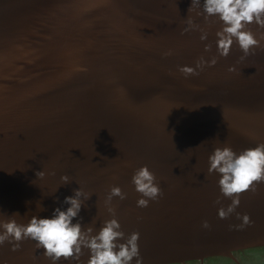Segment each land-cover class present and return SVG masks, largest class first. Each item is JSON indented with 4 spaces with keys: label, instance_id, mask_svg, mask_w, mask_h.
<instances>
[{
    "label": "water",
    "instance_id": "95a60500",
    "mask_svg": "<svg viewBox=\"0 0 264 264\" xmlns=\"http://www.w3.org/2000/svg\"><path fill=\"white\" fill-rule=\"evenodd\" d=\"M190 5L0 0V221L50 217L80 187L91 197L74 222L98 232L113 208L125 240L140 234L142 264L205 262L264 247V182L221 219L219 209L232 200L221 193L220 174L208 172L215 147L239 153L264 144V39L247 56L235 42L221 56L222 23L197 15L203 0L191 13ZM213 57L216 64L198 75L179 71ZM144 165L162 195L138 207L132 177ZM113 186L127 195L109 204ZM244 215L251 223L237 227ZM36 243L22 240L15 251L0 244V264H53ZM83 253L56 264H87L89 250Z\"/></svg>",
    "mask_w": 264,
    "mask_h": 264
},
{
    "label": "clouds",
    "instance_id": "9594fccd",
    "mask_svg": "<svg viewBox=\"0 0 264 264\" xmlns=\"http://www.w3.org/2000/svg\"><path fill=\"white\" fill-rule=\"evenodd\" d=\"M201 7V0H191L188 12L191 13ZM205 19L216 17L222 23L217 31V48L221 56H228L233 43H237L245 56L252 54L255 47H259L260 39L249 28L256 24L264 28V0H203L202 12ZM190 27L195 25L189 17ZM188 29H185L187 31ZM208 34L204 32L201 40H206ZM211 45H205V51H210ZM217 59L211 61L197 62L196 67L182 66L179 71L186 77L198 75L197 68L203 67L205 63L215 65ZM230 68L229 71H233ZM210 167L208 172L220 174L218 181L221 193L224 197L231 198L232 203L225 209L221 207L218 215L221 219L227 218L240 204V195L247 191H255V185L264 182V144L256 147L246 148L237 153L229 145L217 146L209 155ZM37 176L43 177V172H37ZM63 184L70 182L68 175L61 177ZM154 172L147 165L135 170L132 182L136 191L141 193L138 199V207H147L150 201L158 200L162 190L156 182ZM119 186L111 187L106 203L111 202L115 196L121 200L126 198ZM91 193H86L82 188L74 189V195L66 196L64 203L69 205L66 209L56 207L53 214L48 217L33 215L27 224H20L13 215L10 219L0 221V244L9 242L13 244V250L19 248V242L25 239L36 241V246L44 249V255L53 261L75 259L79 260L84 254L83 249L89 250L87 264H132L136 258V264H142L138 232L131 233L125 240V232L121 230V223L115 218V210L109 208L113 218L105 220L98 232L93 227L86 229L82 223L74 220L79 216L85 200L90 199ZM83 198V199H82ZM220 199H217V203ZM40 210H44L40 205ZM238 218L239 214H237ZM243 223L237 227H244L251 223L248 215L242 217ZM203 227H210L208 221H204ZM15 242V243H13Z\"/></svg>",
    "mask_w": 264,
    "mask_h": 264
},
{
    "label": "trees",
    "instance_id": "16d2710c",
    "mask_svg": "<svg viewBox=\"0 0 264 264\" xmlns=\"http://www.w3.org/2000/svg\"><path fill=\"white\" fill-rule=\"evenodd\" d=\"M263 251H264V247H260V248H255V249L244 250L240 252L239 254L242 258L244 257V254H247V256L250 257L249 258L250 264H252L251 261L257 262L258 264L259 263L264 264V261L261 258V254L263 253ZM205 263H208V264H239L233 261V258L229 256L207 259L205 260ZM188 264H199V263L197 261V262H190Z\"/></svg>",
    "mask_w": 264,
    "mask_h": 264
},
{
    "label": "rangeland",
    "instance_id": "374dc122",
    "mask_svg": "<svg viewBox=\"0 0 264 264\" xmlns=\"http://www.w3.org/2000/svg\"><path fill=\"white\" fill-rule=\"evenodd\" d=\"M240 252H242V251H238V252H235L234 253V255H233V261H235V262H237V263H239V264H250V260H249V258L250 257H248L247 256V254H244V257L242 258L241 256H240ZM231 257V256H230ZM261 258H262V260L264 261V251H263V253L261 254ZM199 264H208V263H205V262H198ZM251 263L252 264H258L257 262H252L251 261ZM259 264H261V263H259Z\"/></svg>",
    "mask_w": 264,
    "mask_h": 264
},
{
    "label": "bare ground",
    "instance_id": "6f19581e",
    "mask_svg": "<svg viewBox=\"0 0 264 264\" xmlns=\"http://www.w3.org/2000/svg\"><path fill=\"white\" fill-rule=\"evenodd\" d=\"M0 63H1V60H0Z\"/></svg>",
    "mask_w": 264,
    "mask_h": 264
}]
</instances>
